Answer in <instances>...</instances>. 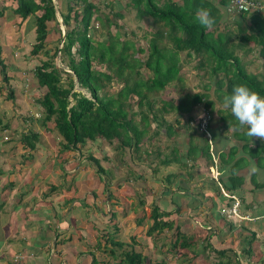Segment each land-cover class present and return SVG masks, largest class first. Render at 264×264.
Instances as JSON below:
<instances>
[{"label": "trees", "instance_id": "obj_1", "mask_svg": "<svg viewBox=\"0 0 264 264\" xmlns=\"http://www.w3.org/2000/svg\"><path fill=\"white\" fill-rule=\"evenodd\" d=\"M109 4L108 2L107 5ZM229 4L230 0H216V3L211 0H129L126 6L132 7L135 17L137 19L149 17L154 25L150 37L145 42L146 57L140 60L134 55L133 43L119 41L117 34L107 35L108 39L105 41L92 40L89 35L91 21L95 19L100 21V19L97 16L93 19L97 8L90 0H56V6L52 0L11 1L10 11L19 16V22L29 15L35 19L31 55L35 56L44 49L49 34L48 26L54 23L53 32L60 47L56 46L49 59L35 66L32 75L37 86L44 90L36 99V105L42 115L40 124L46 129V124H52V128L62 141L59 143L60 152L72 150L78 152V147L86 142L101 140L114 150L116 157L118 153L121 155L122 152L129 150L137 153L139 144L147 135L149 140H153V137L161 133L168 138L176 135L177 129L181 127L179 116L187 114L193 106L202 104L203 113L201 112L199 118L195 120L198 128L205 116L210 113L217 115L218 126L214 130H210L209 116L206 122L210 141L207 142V138L203 135L204 144L197 147L189 139L183 155H179V151L174 146L166 147L168 153L162 155L158 165L168 167L176 163L178 167L185 169L187 159L194 161L200 157L212 166L213 158L210 150H213L218 161L215 166L218 172L216 183L219 190L214 187L215 194L223 203L229 200L233 202L230 196L237 199L236 196L244 183L238 171L250 162L259 169L264 168V140L246 135L247 126H238L231 110L223 107V98L231 95L233 87L238 84H245L264 97V9L236 12L234 9H228ZM199 8L210 10L215 19L211 29L201 26L196 21V11ZM56 13L61 24L56 20ZM223 13L229 14L230 21L219 30L217 26L220 25ZM113 15L118 18L122 16L118 11ZM104 19L106 26L111 25V20L107 16ZM60 25L65 29L63 39ZM228 25H233V29H228ZM238 50L239 54H237ZM136 52L143 51L138 48ZM182 52L186 57L191 55L200 57L197 68L206 67L208 81L202 85V93L185 94L174 99L153 100L154 94L162 92L171 83L175 84L172 88L176 93L180 92L177 85L182 81L179 74V54ZM57 54L67 71L57 67L52 61ZM246 56L259 62L258 68L261 70L256 74L246 71L245 65H248V62L241 60ZM142 68L148 76L140 73ZM0 76L2 82L8 83L6 65L1 57ZM111 83L119 85V88L114 94H107L106 88ZM75 86L88 96L76 91ZM209 89H212L213 98H210L207 92ZM6 98L13 101L11 89L6 93ZM220 106L223 107L221 111L217 110ZM170 112L178 117L168 123L163 119V115ZM134 117H137V120ZM186 119L185 127L188 128L193 119L190 117ZM151 123L153 126L150 125ZM6 128V125L0 126V130ZM228 132H230L229 137ZM217 134L221 136L222 141L233 139L236 144L225 150V147L220 145ZM39 141L38 132L34 130L21 132L17 141L18 149L23 152L21 158L38 151ZM86 158L92 163L96 174L100 175L103 170L98 165V161L91 155H87ZM103 158L105 160L107 157ZM65 163L66 161L63 162ZM145 166L149 173H152V169L148 165H143L144 168ZM174 178V174L166 175V183L171 185ZM249 180L252 188L264 189V185L256 182L255 175L250 174ZM178 188L176 186L177 190ZM166 190L168 189H165V192ZM239 201L243 202L242 198L239 197ZM224 206L227 207L225 204ZM250 208L251 205L244 206L246 211ZM177 210L179 207L162 211L155 202H152L147 218L150 224L145 231L146 236L157 242L165 232L174 230L167 239L168 245L165 247L168 253H179L176 261H173L174 264H198L196 262L198 253L193 251L199 241H203L205 247L215 254L216 264H229L226 256L229 248L219 249V246L216 247L212 243L214 228L208 227L207 222L202 221L201 226L203 225L205 229L196 227L194 233L196 235L197 232H204V235L201 239L198 236L197 242L189 239L182 231V227L167 218ZM236 213L238 217L231 213L228 215L226 221L228 230L235 228L237 226L235 222L240 221V218H246L242 220L257 218L243 215L238 206ZM141 220L142 218L135 220L138 228H141ZM211 221L209 218L210 226ZM134 236V233L130 235V243L114 239L109 242L111 247L121 251L116 256L112 248L108 249V252L106 248L103 251L114 260L116 257L118 264H166L163 258L154 259L152 262L146 255L135 250ZM251 236L250 239L245 240L247 243L253 241L252 233ZM100 244L97 239L94 244L96 250H100ZM250 252L249 246L242 251L247 256H250ZM93 261L92 256L91 262Z\"/></svg>", "mask_w": 264, "mask_h": 264}, {"label": "rangeland", "instance_id": "obj_2", "mask_svg": "<svg viewBox=\"0 0 264 264\" xmlns=\"http://www.w3.org/2000/svg\"><path fill=\"white\" fill-rule=\"evenodd\" d=\"M11 1L0 0V56L6 65V75L9 79L8 83H4L1 81L0 76V126L6 125L7 127L4 134L0 130V138L6 135L2 139L7 138L8 141L9 137H15L16 140L13 139V142L16 141L17 143L21 131L34 130L40 134L38 151L27 154L23 159L20 157L22 163L20 167L16 166L14 168L15 173L11 175L12 177L9 176V179L17 184V182H20L18 175H20L22 168L29 167L27 170L38 169L44 174V179L53 181L56 185L54 191L56 194L53 196V193L47 195V197L52 196L50 201L53 203L51 205L48 202L49 200L46 199L29 207L33 220L50 221L54 219V222H57V227L61 223L63 227L64 225L69 227L65 232L56 235V247L62 246L65 248L70 246L69 248L73 252L80 243L81 246L84 243V264H118L116 257L115 261L114 258L103 251L104 248L107 252L108 249L112 248L114 250L113 254L116 256L121 251L111 247L109 242L114 239L130 243L129 237L134 233L135 243L133 247L135 250L140 251L142 255H146L152 262L154 259L160 260L163 258L164 263L174 264L173 261H176L179 253L171 254L166 252L165 249L168 245L167 239L171 237L170 234L174 230L165 232L157 242L145 234L150 224V220L147 219L150 208L152 202H155L162 211L179 207L177 212L172 213L167 218L168 220L171 219L172 223L182 227V231L186 233L189 239H194L197 242L199 240L197 237L199 236L201 239L204 235V232H197L196 235L194 233L196 227L200 226L201 229H205L203 225L201 226L202 221L207 222L208 227H213L212 243L216 247L219 246V249L229 248L226 252L229 264H264V189L252 188L249 179L250 168L253 163L250 162L249 165L238 171V174L243 177L244 183L236 197L239 202V211L248 218H257L254 220L241 219L235 222L237 226L231 230L227 229L226 221H228L229 212H234L232 207L234 203L230 202L231 200L223 203L222 200L220 201L217 198L214 190V187L218 188L216 183L217 174L213 173L214 170L205 160L200 157H197L194 161L187 159L185 169L178 167L176 163L168 167L158 165V160L162 158V155L168 153L166 147L174 146L179 151V155H183L189 139L195 146H203L204 134L195 123L201 112L203 113L202 104L193 106L187 114L179 116L181 127L177 129L176 135L168 138L161 133L159 136L153 137V140H149L147 135L139 144L137 153L129 150V152H122L121 155L118 153L116 157L114 150L101 140L86 142L83 146L78 147V152L73 150L60 152L59 143L62 141L52 128V124H46L47 129L40 124L42 115L36 105V99L41 96L44 90L37 86L32 75L33 68L38 66L41 61L49 59L56 46L60 47L54 35L55 32H53L54 23L52 22L48 26L49 34L44 49L35 56L31 55V44L34 43L35 19L32 15H29L25 20L19 22V16L13 14L10 7L6 8L11 6ZM90 1L97 8L93 19L96 16L100 19V21L96 19L91 21L89 35L92 40L94 42L105 41L108 39L107 35L117 34L119 41L132 42L135 49L134 55L143 60L147 54L146 39L150 37V32L154 29L151 18L137 19L132 7L126 6L129 0ZM211 1L216 3V0ZM260 1L264 2V0ZM52 2L54 5L56 4V0H52ZM108 2L109 5H107ZM117 11L122 15L120 18L113 15ZM106 16L111 20L109 26H106L105 23L104 17ZM229 18V14L223 13L217 29L222 30L225 23L227 24L230 21ZM56 20L61 24L57 13ZM59 28L62 35V31L64 32L65 29L62 25ZM228 29L232 30L233 25H228ZM165 42L167 41L165 40ZM4 46H6V50ZM138 48L142 49L143 52H136ZM239 52L238 50L237 54ZM179 56V74L182 81L177 85V88L180 89V92L176 93V90L172 88L175 84L171 83L162 92L154 94L153 100L174 99L185 94L202 93V85L208 81V78L206 67L197 68L200 57L194 55L186 57L184 52L180 53ZM60 58L57 54L52 58V61L57 67L67 71L64 64L60 62ZM241 60L248 62V65H245L248 73L253 72L256 74L261 70V68H258L259 62L252 57L246 56ZM140 73L143 76H148L143 68ZM118 88L119 85L111 83L106 88V93L114 94ZM9 89L13 92V101L5 99ZM75 90L88 96L76 86ZM207 92L210 94V98H213L211 96L212 89ZM222 108L220 106L217 110L220 109L221 111ZM26 109L37 121V124L33 123V120H22L26 116ZM208 116L210 117V130H214L218 126L217 115L210 113ZM177 117L172 112L163 115V119L168 123H171ZM187 117L193 119L188 128L185 127ZM134 119L137 120V117H134ZM150 125L153 126V123ZM14 129L16 132L13 131ZM219 134H217V139H219L220 145L223 148L225 147V150L232 144H236L233 139L222 141L223 139ZM229 135L230 132L227 133L228 137ZM210 151L214 159L212 163L214 166L218 161L213 150ZM87 155H91L98 161V165L103 170L100 175H97L94 171L92 163L86 158ZM0 157H3L2 153ZM103 157L107 158L104 160ZM4 159L1 161L12 163V160L5 161ZM18 160L17 158L16 161ZM64 161H66L65 164H63ZM136 164L137 166H134ZM143 165H148L152 169V173H149V170L146 166L145 169ZM5 166V163L0 165V174L7 171ZM140 166L141 168H139ZM53 169H56L55 172L52 171ZM170 173L174 174L175 178L172 179L171 185H168L165 177ZM37 178H40V176H37ZM0 180L2 181L1 178ZM35 180L34 183L38 181V179ZM255 180L257 183L264 185V168L259 169L258 174H255ZM176 186L179 187L178 190ZM26 187H24V191H28ZM165 189H168L169 192L168 190L165 192ZM47 191L48 188L45 190L46 194ZM239 197L242 198L243 202L239 201ZM245 205H251V208L246 211L244 210ZM48 207L52 210H48ZM44 210L50 215H42L41 212ZM62 210L66 213H63ZM71 213H73V219L68 218ZM139 218H142L141 228H138V224L135 222ZM209 218L212 220L211 226L208 224ZM41 224L44 225L45 223ZM51 225V230H53ZM251 233L254 239L251 243H247L245 240L252 237ZM97 239L101 243L100 250L94 249ZM248 246L251 251L250 256L242 253ZM193 252L198 253L196 259L198 264H216L217 257L205 247L203 241H199L194 246ZM92 256L94 258L93 262H91ZM47 258L48 256H46Z\"/></svg>", "mask_w": 264, "mask_h": 264}, {"label": "crops", "instance_id": "obj_3", "mask_svg": "<svg viewBox=\"0 0 264 264\" xmlns=\"http://www.w3.org/2000/svg\"><path fill=\"white\" fill-rule=\"evenodd\" d=\"M6 8H9V6ZM2 10L4 11V9ZM4 49L6 50V46H4ZM25 114L26 116L22 120H33L32 122L37 124L34 117L29 114L28 109H26ZM26 117H30V119H26ZM21 121L20 123H22ZM4 130H1L2 134L6 132ZM13 131L16 132L15 129ZM3 137H6V135H3ZM2 138H0V154L2 153L3 157H0V165L5 163L7 171L0 174L2 179V181L0 180V264H84V243H82V246L80 243L73 252L69 248L70 246L65 248L62 246L56 247V235L65 232L69 228L68 226L64 225L63 227L61 223L57 227V222H54V219L35 221L31 218L29 207L46 199L49 200L50 205L53 203L50 200L56 194L54 192L56 185L53 181L44 179V174L38 169L27 170L29 167H26L25 163L23 164L26 168H22L20 175H18L20 182L15 184L10 180L9 176L15 173L14 168L16 166L20 167L22 163L20 157L23 152L18 149V142H13V139L16 140L15 137H9L8 141L7 138L5 140ZM3 158H5V161L12 160V163L1 161ZM17 158L18 161H16ZM55 170L52 171L55 172ZM37 176H40V178H37ZM35 179H38L36 183H34ZM42 180L44 181L42 182ZM24 187L28 191H24ZM46 188H48L47 194L45 193ZM50 193H53L52 196L47 197ZM48 210L51 211L52 209L48 207ZM41 214L44 216L50 215L45 210ZM68 218L73 219V213L69 214ZM64 220L66 221V218ZM41 223L45 224L42 225ZM50 225L53 230H51ZM94 249L96 250L95 247ZM46 256H48L47 259Z\"/></svg>", "mask_w": 264, "mask_h": 264}, {"label": "clouds", "instance_id": "obj_4", "mask_svg": "<svg viewBox=\"0 0 264 264\" xmlns=\"http://www.w3.org/2000/svg\"><path fill=\"white\" fill-rule=\"evenodd\" d=\"M196 21L203 27L211 29L215 24L210 10L199 8L196 11ZM223 107L230 109L239 127L247 126L246 135L264 140V97L252 91L245 84L233 87L232 94L223 98ZM259 169L253 165L250 173L258 174Z\"/></svg>", "mask_w": 264, "mask_h": 264}, {"label": "built area", "instance_id": "obj_5", "mask_svg": "<svg viewBox=\"0 0 264 264\" xmlns=\"http://www.w3.org/2000/svg\"><path fill=\"white\" fill-rule=\"evenodd\" d=\"M228 9L229 10H233L234 9L236 12H239V11H249V12H251V11H255V10L259 11V10H263L264 9V2H262L260 0H230V4H229ZM207 119H208V116H205L202 119V121L200 123V126H199V130L201 132H203L204 136L207 138V141L209 142L210 141V136H209L208 130H207V123H206ZM213 162H214V159H213ZM211 168L214 170L213 173H216L217 176H218V172L216 170L215 164H214V166L212 165ZM216 179H214V180H216ZM223 195L226 196L225 194H223ZM226 197H229V196H226ZM230 197L233 199V203H234V204H232V205H234V206H232L233 209H234V212H232L231 214L237 216V213H235V211H236V208L238 206V200L235 197H233V196H230ZM240 219H246V218H240Z\"/></svg>", "mask_w": 264, "mask_h": 264}, {"label": "water", "instance_id": "obj_6", "mask_svg": "<svg viewBox=\"0 0 264 264\" xmlns=\"http://www.w3.org/2000/svg\"><path fill=\"white\" fill-rule=\"evenodd\" d=\"M61 36H62V39H63V36H64V32H63V31H62V35H61ZM61 41H62V40H61Z\"/></svg>", "mask_w": 264, "mask_h": 264}]
</instances>
